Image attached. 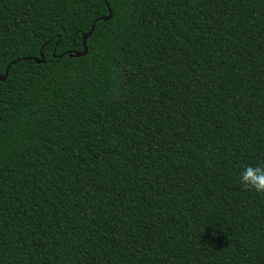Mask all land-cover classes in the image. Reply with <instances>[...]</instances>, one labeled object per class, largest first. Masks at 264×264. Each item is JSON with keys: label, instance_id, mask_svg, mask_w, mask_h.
I'll return each mask as SVG.
<instances>
[{"label": "trees", "instance_id": "trees-1", "mask_svg": "<svg viewBox=\"0 0 264 264\" xmlns=\"http://www.w3.org/2000/svg\"><path fill=\"white\" fill-rule=\"evenodd\" d=\"M105 2L0 0V264H264V0Z\"/></svg>", "mask_w": 264, "mask_h": 264}, {"label": "clouds", "instance_id": "clouds-1", "mask_svg": "<svg viewBox=\"0 0 264 264\" xmlns=\"http://www.w3.org/2000/svg\"><path fill=\"white\" fill-rule=\"evenodd\" d=\"M239 183L244 191L264 194V162L246 165L240 173Z\"/></svg>", "mask_w": 264, "mask_h": 264}, {"label": "water", "instance_id": "water-1", "mask_svg": "<svg viewBox=\"0 0 264 264\" xmlns=\"http://www.w3.org/2000/svg\"><path fill=\"white\" fill-rule=\"evenodd\" d=\"M103 1H104L105 6H106V9H107V15H106L105 17H103V18H100V20H102V21H106V20H108L109 17H110V11H109V9H108V6H107L105 0H103ZM93 24H94V23H92V24L90 25L89 30H88L85 34L82 35V41H81L82 51H81L80 53H71V54H68V56L78 57V56H82V55L85 54L86 48H85L84 41H85V39L90 35V33H91L92 29H93ZM39 56H40V58H39L38 60H37V59H34V60H33L35 63H41V62H42L41 55L39 54ZM12 63H14V61H12ZM6 75H7V67H6V69L4 70L2 76H0V81H3V80L5 79V77H6Z\"/></svg>", "mask_w": 264, "mask_h": 264}]
</instances>
